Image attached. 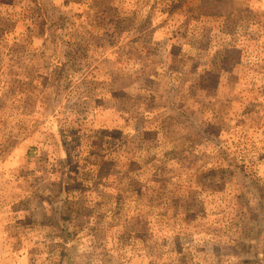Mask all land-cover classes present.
Returning a JSON list of instances; mask_svg holds the SVG:
<instances>
[{"label": "rangeland", "instance_id": "1", "mask_svg": "<svg viewBox=\"0 0 264 264\" xmlns=\"http://www.w3.org/2000/svg\"><path fill=\"white\" fill-rule=\"evenodd\" d=\"M0 264H264V0H0Z\"/></svg>", "mask_w": 264, "mask_h": 264}]
</instances>
